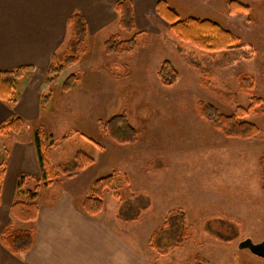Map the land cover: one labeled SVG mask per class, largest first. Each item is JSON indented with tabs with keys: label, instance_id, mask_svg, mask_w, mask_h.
Masks as SVG:
<instances>
[{
	"label": "rangeland",
	"instance_id": "374dc122",
	"mask_svg": "<svg viewBox=\"0 0 264 264\" xmlns=\"http://www.w3.org/2000/svg\"><path fill=\"white\" fill-rule=\"evenodd\" d=\"M135 1L143 5L133 33L123 31L118 23L90 33L80 64L65 69L53 84H44L43 95L49 98L39 106L41 110L52 107V113L43 118L40 132L56 142L53 166L73 165L77 153L93 160L72 179L59 178L51 187L53 193L63 189L78 201L88 195L95 180L109 175L122 180L123 174L129 187L106 192L104 208L114 211L118 199L147 195L150 207L138 221L139 234L146 236L163 227L170 211L185 214L187 245L165 254L169 255L164 257L168 263L199 256V264H264V258L238 248L247 239L254 244L264 242V193L258 165L264 152V0H163L179 20L189 16L209 20L237 38L240 49L213 54L214 59H205V65H200L203 58L199 54L192 58L179 51L181 46L156 13L159 0ZM231 1L248 7L249 12L229 16ZM75 3L80 5L79 0ZM82 5L90 7L88 0ZM135 34H139L138 46L133 53L103 57V44L110 37L128 41ZM163 62L170 63L178 75L170 88L163 87L157 76ZM239 73L251 77L256 98L262 101L246 118L261 130L250 140L224 137L197 111L201 102L224 116L234 114L232 103L213 91L231 94L247 109L251 98L238 87ZM70 74L79 81L64 93L62 85ZM202 80L209 83L208 88L202 87ZM121 112L128 114L140 135L134 145L117 146L98 130V121ZM24 131L21 141H26ZM213 220H220L217 227L219 223L232 227L222 225L227 232L225 239L219 241L211 231L216 224ZM12 221L5 229L19 230L18 222ZM165 263L159 260L155 264Z\"/></svg>",
	"mask_w": 264,
	"mask_h": 264
},
{
	"label": "crops",
	"instance_id": "0c3cea01",
	"mask_svg": "<svg viewBox=\"0 0 264 264\" xmlns=\"http://www.w3.org/2000/svg\"><path fill=\"white\" fill-rule=\"evenodd\" d=\"M79 1L80 5L76 0H0V72L32 69L16 87V104L0 102V127L16 116L25 124L23 139H26L20 140L23 130L19 136H0L4 167L0 192V264H155L159 260L170 264L164 259L170 254L160 255L150 247L151 237L159 228L144 236L138 231L140 223L121 224L116 218L119 204L116 199V209L106 212L104 196L103 211L93 217L82 210L84 198L75 201L66 190L53 193L51 187L37 194V219L33 223H18L19 230L33 233L31 249L14 256L2 245V232L13 222L11 206L15 202H28L24 193L17 192L18 177H41L33 137L41 133L43 118L52 113V107L41 110L39 103L46 92L43 82L51 58L64 53L69 41L68 19L79 7L87 36L108 29L111 23L119 26L113 7L122 0H88L89 10L82 5L87 0ZM130 1L137 26L142 3ZM79 64L80 61L75 66ZM52 158L53 152L51 162ZM188 260L175 262L187 264Z\"/></svg>",
	"mask_w": 264,
	"mask_h": 264
},
{
	"label": "trees",
	"instance_id": "16d2710c",
	"mask_svg": "<svg viewBox=\"0 0 264 264\" xmlns=\"http://www.w3.org/2000/svg\"><path fill=\"white\" fill-rule=\"evenodd\" d=\"M114 12L119 17V27L128 33L136 30V21L133 4L130 0L118 1L114 4ZM249 8L234 1L228 3V15L235 16L242 13H248ZM156 13L159 18L168 25L170 33L181 46L179 51L186 53L194 58L193 54H199L203 58L200 65H205V59H214L211 56L226 53L237 47L238 40L230 31L225 30L218 24L209 20H198L189 18L179 20L177 13L170 9L166 2L159 0L156 4ZM69 31V41L65 52L60 55H53L50 61L48 71L44 77V84H53L59 75L65 69L75 66L80 61V55L84 52V44L87 38V25L83 17L74 13L67 22ZM135 34L128 41H120L112 36L103 44L102 55L104 58L122 57L135 51L138 44ZM174 43H176L174 41ZM214 57V56H213ZM219 59V56L215 57ZM32 72L29 67H22L13 72H0V102L9 106H14L17 102L15 91L21 78ZM264 76V65L262 67ZM157 76L160 83L165 88L175 85L178 75L174 68L168 62H163L158 70ZM77 76L71 75L62 85V92L68 93L79 80ZM239 89L251 98V104L247 109L241 108L237 99L229 93L213 91L217 97L223 101L232 103L235 112L232 116H224L213 106L199 102L197 111L199 116L210 123L224 137L239 140H250L260 135L261 130L254 124L246 121V118L252 114L255 109L261 106V100L256 98L253 89L252 79L246 73H239L236 77ZM204 88L209 87V83L201 81ZM48 94L41 97L40 104L45 105ZM24 122L16 116H13L7 123L0 127V136H19L24 129ZM98 130L117 146H131L136 144L139 139V133L131 126L128 114L121 112L107 121H98ZM37 162L41 171L40 178H32L21 175L17 179L16 189L24 193L28 202H15L10 208V216L13 220L21 224L33 223L37 219L38 205L36 203L37 194L42 189L52 187L59 178L72 179L79 172L93 164V160L82 153H77L74 163L71 166L51 165L52 150L56 142L46 137L42 133H37L33 137ZM152 162L149 166L151 168ZM154 165V164H153ZM260 170V187L264 193V152L258 160ZM122 180L109 175L95 180L90 188L88 195L82 201V210L89 216H97L103 211V198L106 192H115L122 188H128L127 177L122 174ZM4 179V167L0 161V192L1 184ZM29 186V188H25ZM117 199V198H116ZM116 218L123 225L138 223L150 207V202L144 193L131 194L130 197L120 200ZM220 220H213L214 224L210 227L220 240L225 239L227 232L222 225L232 229L230 225L217 223ZM209 228V227H208ZM210 231V230H209ZM211 233V232H210ZM212 234V233H211ZM219 241L216 243L220 244ZM2 245L11 255L18 256L27 253L33 244V233L31 231L5 229L1 235ZM188 242V228L185 220V214L180 210L170 211L164 221L163 227L153 233L150 241L151 249L160 255L170 254L184 248ZM199 256L188 260L187 264H199Z\"/></svg>",
	"mask_w": 264,
	"mask_h": 264
},
{
	"label": "water",
	"instance_id": "95a60500",
	"mask_svg": "<svg viewBox=\"0 0 264 264\" xmlns=\"http://www.w3.org/2000/svg\"><path fill=\"white\" fill-rule=\"evenodd\" d=\"M238 248L240 250L247 249L249 250L253 255L259 257V258H264V242L259 243V244H254L251 240L247 239L242 241L239 245Z\"/></svg>",
	"mask_w": 264,
	"mask_h": 264
}]
</instances>
